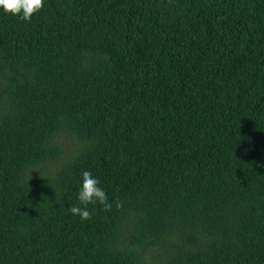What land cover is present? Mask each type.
<instances>
[{
  "label": "trees",
  "instance_id": "obj_1",
  "mask_svg": "<svg viewBox=\"0 0 264 264\" xmlns=\"http://www.w3.org/2000/svg\"><path fill=\"white\" fill-rule=\"evenodd\" d=\"M0 264H264V0L0 11Z\"/></svg>",
  "mask_w": 264,
  "mask_h": 264
},
{
  "label": "clouds",
  "instance_id": "obj_2",
  "mask_svg": "<svg viewBox=\"0 0 264 264\" xmlns=\"http://www.w3.org/2000/svg\"><path fill=\"white\" fill-rule=\"evenodd\" d=\"M46 0H0V11L12 15L26 23H30L35 15H38L44 8ZM77 200L84 207L71 206L68 211L73 216H79L81 220L91 219L92 212L88 205L99 203L110 211L112 205L108 202L105 190L100 186V181L91 171H82Z\"/></svg>",
  "mask_w": 264,
  "mask_h": 264
}]
</instances>
